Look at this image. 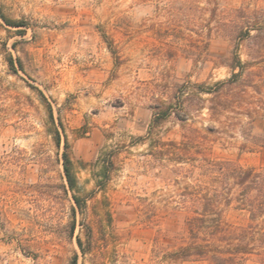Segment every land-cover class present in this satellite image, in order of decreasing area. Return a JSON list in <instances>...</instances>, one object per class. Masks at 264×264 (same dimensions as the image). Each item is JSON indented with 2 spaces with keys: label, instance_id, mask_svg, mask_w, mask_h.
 I'll use <instances>...</instances> for the list:
<instances>
[{
  "label": "rangeland",
  "instance_id": "obj_1",
  "mask_svg": "<svg viewBox=\"0 0 264 264\" xmlns=\"http://www.w3.org/2000/svg\"><path fill=\"white\" fill-rule=\"evenodd\" d=\"M262 15L264 0H0V264H208L174 259L198 204L185 189L216 186L203 159L264 170V149L241 152L197 86L255 61L238 31ZM237 117L264 137V117Z\"/></svg>",
  "mask_w": 264,
  "mask_h": 264
},
{
  "label": "trees",
  "instance_id": "obj_2",
  "mask_svg": "<svg viewBox=\"0 0 264 264\" xmlns=\"http://www.w3.org/2000/svg\"><path fill=\"white\" fill-rule=\"evenodd\" d=\"M256 17L253 19L259 22L246 27L245 22H241L243 26L238 31L239 41L251 40L255 48H251L255 61L242 63L239 57L234 55L228 65V79L218 81L212 87L197 86L199 93L210 95L207 100L199 99V108L207 110L211 121L218 123L224 132H227V128H240L244 139V144L240 147L241 152L264 149V137L251 135L250 129L242 128L237 119L238 115H243L249 119L248 123L251 125L254 116L264 117V15L260 16L262 18ZM3 20L8 26L24 27L21 23L10 22L5 18ZM251 31L255 33L253 36L250 35ZM8 64L13 68L11 59ZM19 67L22 69L20 63ZM254 67L256 68L253 69ZM40 96L44 99L41 93ZM205 102L209 103V106L206 107ZM48 111L53 121L49 106ZM215 131L213 127L206 128L209 134ZM52 135L55 145L59 147L58 129H54ZM185 138L187 143L184 146L188 152L189 143L193 139ZM67 145L65 142L66 148ZM62 159L67 187L75 192L77 182L72 174L67 152L63 153ZM202 163L206 171L215 175L211 183L216 186H195L190 189L188 186L185 189V196L195 197L198 204L192 208L183 206L187 243L174 254V259L203 260L208 264H242L247 257L254 255L259 258L260 264H264V170L243 168L233 162H212L203 159ZM232 189L236 190L233 196ZM73 200L80 208L79 198L73 196ZM230 208L242 214L246 223L236 226L225 221L222 217L223 210ZM77 245L81 253L86 254L80 239L77 240Z\"/></svg>",
  "mask_w": 264,
  "mask_h": 264
}]
</instances>
